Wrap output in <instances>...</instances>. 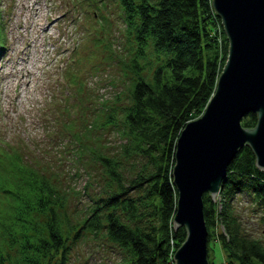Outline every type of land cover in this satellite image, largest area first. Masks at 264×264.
<instances>
[{"label": "trees", "instance_id": "obj_1", "mask_svg": "<svg viewBox=\"0 0 264 264\" xmlns=\"http://www.w3.org/2000/svg\"><path fill=\"white\" fill-rule=\"evenodd\" d=\"M116 1L137 55L145 54L148 47L164 54L173 82H165L163 67L145 79L134 60L131 66L137 76L131 88L132 104L122 111L119 124L117 111L111 109L105 114L104 128L97 119L82 125L90 131L112 123L122 139L117 151L97 156L108 186L110 180L117 185L105 196L91 197L85 210L84 206L70 210L68 200L73 195L80 199L79 192L53 168L46 171V165H38L49 158L32 153L25 140L15 145L0 137V234L4 241L0 242V264H67L70 243L100 234L120 255L118 264H176L174 255L187 237L186 227L173 228L178 201L172 175L177 143L187 122L198 119L213 96L229 41L213 0ZM5 24L0 3V56L7 42ZM242 119V125L251 128L258 117L249 113ZM73 123L66 122V126L77 139L73 126L78 124ZM141 151L148 167L126 188L121 180L124 157ZM243 193L264 212V170L257 167L249 145L229 165L220 200L214 201L208 192L203 196L210 264H217L211 247L215 241L226 253L222 264H264V238H255L244 229L234 204Z\"/></svg>", "mask_w": 264, "mask_h": 264}, {"label": "rangeland", "instance_id": "obj_2", "mask_svg": "<svg viewBox=\"0 0 264 264\" xmlns=\"http://www.w3.org/2000/svg\"><path fill=\"white\" fill-rule=\"evenodd\" d=\"M0 3L7 35L0 56V137L15 145L25 140L32 153L49 158L38 165H46V171L53 168L62 181L70 182L79 192L80 199L73 195L68 200L70 210L83 206L85 210L91 197L105 196L117 185L110 180L108 186L97 156L117 151L122 139L112 123L106 124L105 129L97 127L90 131L82 125L97 119L104 128L105 114L111 109L117 111L119 124L122 111L132 104L131 88L137 76L131 66L134 60H138L141 75L147 80L155 69L163 67L164 80L171 84V69L166 66L165 55L152 47L146 48L142 56L137 55V46L128 37L116 0ZM66 122L78 124L73 126L78 142ZM124 159L121 180L127 188L148 166L143 151ZM117 182L121 184L120 180ZM219 200L220 193L215 201ZM249 202L247 194H239L234 203L237 214L250 235L264 238L262 207ZM0 242H4L1 234ZM71 244L67 264L120 262V255L101 234L88 235ZM211 247L213 259L222 264L226 256L223 247L216 241Z\"/></svg>", "mask_w": 264, "mask_h": 264}, {"label": "water", "instance_id": "obj_3", "mask_svg": "<svg viewBox=\"0 0 264 264\" xmlns=\"http://www.w3.org/2000/svg\"><path fill=\"white\" fill-rule=\"evenodd\" d=\"M229 41L226 63L204 112L183 129L177 143L174 184L178 190L173 228L187 237L176 264H210L203 196L215 201L228 167L245 145L264 170V0H213ZM256 113L254 127L242 118Z\"/></svg>", "mask_w": 264, "mask_h": 264}]
</instances>
